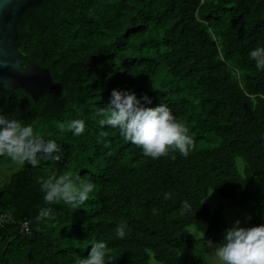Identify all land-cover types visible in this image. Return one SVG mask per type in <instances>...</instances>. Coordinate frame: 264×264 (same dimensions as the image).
<instances>
[{
	"label": "trees",
	"instance_id": "obj_1",
	"mask_svg": "<svg viewBox=\"0 0 264 264\" xmlns=\"http://www.w3.org/2000/svg\"><path fill=\"white\" fill-rule=\"evenodd\" d=\"M17 47L56 86L39 100L0 90V115L55 140L62 159L0 176V264H79L100 241L106 264H210L207 241L230 229L212 192L249 215L245 228L264 225V68L250 57L264 48V0H43L23 13ZM114 89L167 105L189 128V155L153 159L101 126ZM67 173L95 185L89 199L47 203L41 183Z\"/></svg>",
	"mask_w": 264,
	"mask_h": 264
},
{
	"label": "clouds",
	"instance_id": "obj_2",
	"mask_svg": "<svg viewBox=\"0 0 264 264\" xmlns=\"http://www.w3.org/2000/svg\"><path fill=\"white\" fill-rule=\"evenodd\" d=\"M250 57L255 60L258 68H264V48L258 47L251 51ZM141 99L146 104L152 102L146 95ZM141 99L135 93L114 89L107 107L96 110V114L103 117L99 124L118 128L124 140L140 147L147 157L158 159L167 156L170 151H178L187 157L194 147L189 128L177 120L167 105L146 107ZM67 128L79 136L85 131V122L76 119L69 122ZM60 129L64 130L63 124ZM101 136L106 137L107 133H101ZM3 155L19 165L27 162L33 167L41 159L53 162L62 159L61 149L55 140L46 141L34 133L31 125L0 115V156ZM94 187L92 182L73 177L72 173L52 176L41 183V191L45 193L47 203L62 200L72 207L84 204ZM169 198L170 194H166L165 199ZM181 208L183 214L191 210V205L185 201ZM49 216V209H41L36 220L41 221ZM240 224V221H236L234 227L226 230L223 242L215 247L216 259L219 264H264V225L245 228ZM126 228V224L117 226L116 234L119 238H124ZM207 245L211 247L212 241H207ZM108 251L105 242H96L90 255L79 264H106Z\"/></svg>",
	"mask_w": 264,
	"mask_h": 264
},
{
	"label": "water",
	"instance_id": "obj_3",
	"mask_svg": "<svg viewBox=\"0 0 264 264\" xmlns=\"http://www.w3.org/2000/svg\"><path fill=\"white\" fill-rule=\"evenodd\" d=\"M43 0H0V90L23 88L35 100L56 86L51 70L24 57L17 47L23 13ZM3 192H0L2 196Z\"/></svg>",
	"mask_w": 264,
	"mask_h": 264
},
{
	"label": "rangeland",
	"instance_id": "obj_4",
	"mask_svg": "<svg viewBox=\"0 0 264 264\" xmlns=\"http://www.w3.org/2000/svg\"><path fill=\"white\" fill-rule=\"evenodd\" d=\"M22 166L24 165H19L16 162H14L12 159L4 161L0 167V176L3 182L8 181L10 179V175L17 172ZM208 201L210 202V206L213 210L220 209L222 206L224 207V212L228 215V218L230 220V228L235 226L236 221H240L241 222L240 226L245 227L246 219L250 218L249 215L244 211L232 207L225 199L219 197L216 192L211 193L210 197L208 198ZM192 230L198 239L197 243L199 242V240L204 239L202 234L200 232H197L195 228ZM216 246L218 245L212 243L211 247H207L211 250V251L209 250L206 251L208 254L210 264H219V261L216 259L214 253ZM153 260L155 264H159L155 259Z\"/></svg>",
	"mask_w": 264,
	"mask_h": 264
},
{
	"label": "built area",
	"instance_id": "obj_5",
	"mask_svg": "<svg viewBox=\"0 0 264 264\" xmlns=\"http://www.w3.org/2000/svg\"><path fill=\"white\" fill-rule=\"evenodd\" d=\"M3 220H4V217L1 216V217H0V224H2Z\"/></svg>",
	"mask_w": 264,
	"mask_h": 264
}]
</instances>
